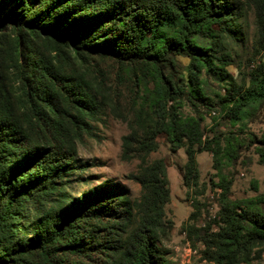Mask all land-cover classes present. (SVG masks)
I'll list each match as a JSON object with an SVG mask.
<instances>
[{"label": "trees", "instance_id": "1", "mask_svg": "<svg viewBox=\"0 0 264 264\" xmlns=\"http://www.w3.org/2000/svg\"><path fill=\"white\" fill-rule=\"evenodd\" d=\"M248 10L264 50V0H0V30L7 25L12 34L0 35V264H38L27 259L33 252L44 264L61 254L75 264H171L161 245L172 227L164 212L166 166L148 156L159 134L172 150L183 148L187 190L197 185L198 152H211L218 172L224 159L238 158L233 140H203L201 117L183 116L180 108L210 106L202 75L225 84L220 103L230 120L264 100V60L247 87L226 70L232 64L228 39L240 40ZM34 37L49 53L32 45ZM92 55L117 64L110 91L106 71L85 58ZM178 58L188 59L186 77ZM107 111L129 122L122 156L138 160L129 178L140 197L131 199L113 180L76 197L62 193L77 166L74 141ZM251 142L260 145L264 162V134ZM219 185L218 230L201 233L203 256L214 264L247 262L254 248L264 247V212L258 210L264 193L231 201L228 183L221 178ZM29 200L31 219L24 211ZM21 218L26 230L17 238ZM182 230L190 236L194 226Z\"/></svg>", "mask_w": 264, "mask_h": 264}, {"label": "rangeland", "instance_id": "2", "mask_svg": "<svg viewBox=\"0 0 264 264\" xmlns=\"http://www.w3.org/2000/svg\"><path fill=\"white\" fill-rule=\"evenodd\" d=\"M240 21L242 37L240 40L228 39L229 52L232 64L226 66L234 81L239 85H249V74L264 60V50L257 45L254 19L251 10ZM11 34V28L0 30L1 34ZM40 37L32 38L36 48L49 53V47L40 41ZM7 48L6 46H4ZM259 50V51H258ZM89 64H97L106 71L109 90L113 84V74L117 64L112 59L97 56L85 57ZM179 69L186 77L187 58H178ZM88 64V66H89ZM200 87L203 93L210 98V106L196 103V108L184 103L180 108L183 116L201 117L203 140L215 136L225 144L226 139L233 140V149L238 153L237 159L222 161L220 172L213 168L211 152L201 151L196 154L198 178L197 185L187 190L183 186L182 166L186 158L184 149L172 150L164 134L156 138L157 149L150 153L148 160L163 159L170 193L169 202L164 206L165 217L172 222L169 235L161 240V245L167 251V259L171 264H214L203 256L204 245L200 241L203 231L216 232L219 221V210L223 203L219 187L221 178L228 183L227 199L244 201L255 199L264 193V162H260L258 150L260 145L251 141H258L264 134V100L252 106L240 119L233 121L226 117V111L220 103L224 97L225 84L206 75H202ZM121 109L127 111L128 102L125 94L121 97ZM126 115V113H124ZM89 132H83L80 140H75L76 170L69 175L67 186L60 190L62 193L76 197L88 187H92L104 180H113L125 185L131 199H138L141 195L140 186L130 179L135 173L138 160L134 157L124 159L122 156V137L130 132L129 122L116 118L107 111L100 115L99 120L90 122ZM239 144L242 145L239 147ZM81 164L84 168H79ZM67 177V176H66ZM31 200L25 204V212L31 219L35 214V205ZM196 205L194 210L193 205ZM48 205H46L47 207ZM260 211L264 212V204H259ZM194 211V218H189ZM24 228L16 233L18 238L20 229L26 230V220L20 219ZM193 225L194 230L187 236L183 232V225ZM31 262L44 264L36 252L28 258ZM76 258L61 254L52 264H75ZM240 264H264V247H256L247 262Z\"/></svg>", "mask_w": 264, "mask_h": 264}]
</instances>
